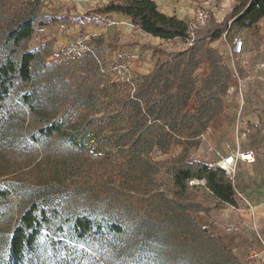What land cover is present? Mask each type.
I'll return each mask as SVG.
<instances>
[{"label":"trees","instance_id":"obj_1","mask_svg":"<svg viewBox=\"0 0 264 264\" xmlns=\"http://www.w3.org/2000/svg\"><path fill=\"white\" fill-rule=\"evenodd\" d=\"M113 13L153 38L190 39L188 23L163 14L152 0H109L86 14ZM63 19L22 8L0 20V150L23 144L51 150L55 144L64 156L84 154L92 135L105 154H111V145L118 147L120 178H148L158 173L153 166L170 163L171 188L151 198L143 216L128 219L121 207L107 208L109 200L100 210L77 209L74 202L61 209L32 197L16 207V186L0 187V264H87L86 252L97 264H241L220 237L196 221L192 214L204 210L187 198L188 183L196 180L221 204L236 207L232 182L219 168L187 162L184 154L199 146L198 137L223 112L233 78L211 45L225 32L247 31L260 42L264 0H239L222 23L198 38L195 32L189 48L157 62L136 86L129 84L133 94L99 118L82 111L92 107L100 113L103 104L87 100L86 86L74 88L59 66L47 63L45 46L25 48L37 27ZM202 66L207 72L196 75ZM174 145L181 153L171 161L149 159L154 149L167 155Z\"/></svg>","mask_w":264,"mask_h":264},{"label":"rangeland","instance_id":"obj_2","mask_svg":"<svg viewBox=\"0 0 264 264\" xmlns=\"http://www.w3.org/2000/svg\"><path fill=\"white\" fill-rule=\"evenodd\" d=\"M105 1L0 0V20L11 16L14 9L18 11L22 8H26L27 13H33L37 8L44 15L65 17L57 24L37 27L25 48L32 51L45 46V61L59 66L74 88L79 84L86 86L87 100L90 102L97 100L103 104L100 113L92 107L81 110L87 116L96 115L97 118L111 114L115 110L116 100L132 95L133 89L129 88V84L136 86L140 77L146 76L157 62L164 64L178 52L189 48L180 39L176 43L172 41L161 43L141 33L134 26L127 27L118 20L86 14L95 5L103 4ZM190 1L193 9L191 18L199 10H204L209 16L208 25L195 31L198 38L205 31L222 23L232 11L229 6L237 5L239 0ZM22 2L24 3L21 7ZM225 11L228 13L222 16ZM190 20L188 18L186 22ZM235 37H240L245 44L250 41L247 31L229 33L226 42L222 38L216 41L219 42L216 48L222 56L223 63L228 66L233 76L223 100L225 108L198 137L199 146L188 148L184 159L187 162L213 164V161L219 160L226 153L234 152L235 143L243 144L245 149L253 152L255 162L239 163L233 180L230 181L233 184L236 204L247 207L264 204V88L253 82L250 86L241 88L237 84L236 77L247 74L237 68L233 70L231 62L224 58V55L229 53V46ZM211 46L213 47V44ZM206 72L207 67L202 66L196 75ZM113 83L117 87L110 88ZM99 89H108V93L101 95L97 91ZM239 94L244 98L241 99ZM86 143L88 152L70 153L69 157L64 156L67 152L54 148L55 144H52L51 150L50 145L48 149H43L31 144L1 149L0 187L16 186L20 199L14 201L16 207L27 205L25 197L38 198L40 203L56 205L61 209L74 202L77 209L100 210L106 206L104 200H109L107 208L121 207L128 219L143 216L144 210L151 203V198L158 193L166 191L165 193L169 194L167 190L171 188L168 174L170 163L153 166L158 173L148 178L131 175L128 178H120L117 172L120 170V160L116 157L118 147L111 145L113 151L111 154H105L106 151L94 145L92 135ZM180 153L181 147L174 145L167 155H162L154 149L149 159L160 164L171 161ZM203 185V182L196 180L188 183L190 187L187 191L188 201L204 210L192 216L195 218L202 213L213 220L225 208L231 206L221 204ZM193 186L195 188L191 189ZM207 230L220 237L211 230V227ZM220 238L225 243L223 238ZM232 252L241 264H258V261L246 259L240 251ZM85 261L87 264L99 263L87 252Z\"/></svg>","mask_w":264,"mask_h":264},{"label":"crops","instance_id":"obj_3","mask_svg":"<svg viewBox=\"0 0 264 264\" xmlns=\"http://www.w3.org/2000/svg\"><path fill=\"white\" fill-rule=\"evenodd\" d=\"M152 1L155 2L159 11L167 16H176L179 20H183L185 22L187 21L188 18L191 19L193 9L190 6L191 4L190 0H152ZM108 2L109 0H106L105 3L103 4H106ZM235 6L236 5L229 7L232 10ZM227 13L228 12L225 11L222 14V16H225ZM105 17L112 20H118L127 27L132 26L130 24V19L120 14L113 13ZM259 27H260V35L262 36V40L259 42L257 40L252 39L250 36V41L245 44L244 54L240 58L239 63L234 66H232L231 64V67L233 70L237 68L238 70L240 71L242 70L247 74L242 77H236V81L238 78H245V79L247 78L248 80L246 81L245 86H250V84L253 82L260 88H264V21H261L259 23ZM137 30L140 31L139 29ZM149 37L161 43L165 42L158 38H153L151 36ZM178 41L179 40L176 39L173 40L172 42L176 43ZM216 45H219V42L213 43V47L217 50ZM224 58L226 61L231 62L230 53H226L224 55ZM235 145H236V150H248L245 149V147H243V144L241 143H235ZM230 148L232 150L231 145ZM236 150L234 152H236ZM234 152H229V153H234ZM195 218L197 219V222L201 226L206 228L211 227L212 231H214L217 235L223 238L226 245H228L232 250L240 251L243 254V256L246 257V259L252 252L259 253L260 257L263 258L264 204H254V205H249L247 207H243L241 205L236 204V207L225 208L223 212L213 220L202 213H199L197 216H195ZM258 264L261 263L258 262Z\"/></svg>","mask_w":264,"mask_h":264},{"label":"built area","instance_id":"obj_4","mask_svg":"<svg viewBox=\"0 0 264 264\" xmlns=\"http://www.w3.org/2000/svg\"><path fill=\"white\" fill-rule=\"evenodd\" d=\"M188 23V30H189V36L190 39L185 41L186 46L190 47L193 44L194 40V33L195 31L205 28L209 23V16L208 13L204 10H199L195 12L191 18V20ZM228 34L227 32L223 33L221 38L223 41L226 42ZM245 50V43L240 37H235L231 45L229 46V53L231 56V64L232 66L239 63L240 58L243 56ZM261 79V78H259ZM248 79L246 78H238L237 84L239 87H245L246 81ZM242 92V91H241ZM241 95V94H239ZM243 95H241V99H243ZM211 151V149H209ZM255 162V158L253 155V152L250 150H236L234 153H228L225 156H222L219 160L214 162L213 164H209L210 167L219 168L222 170L226 176L229 178V180H233L236 167L239 163H246V164H252ZM212 167V168H213ZM247 259L249 261H258L261 264H264V256L263 258L260 257L259 253L252 252Z\"/></svg>","mask_w":264,"mask_h":264}]
</instances>
